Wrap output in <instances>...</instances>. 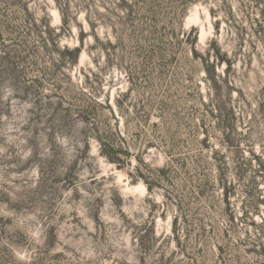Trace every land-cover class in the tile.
Returning a JSON list of instances; mask_svg holds the SVG:
<instances>
[{
	"label": "rangeland",
	"instance_id": "rangeland-1",
	"mask_svg": "<svg viewBox=\"0 0 264 264\" xmlns=\"http://www.w3.org/2000/svg\"><path fill=\"white\" fill-rule=\"evenodd\" d=\"M68 1L62 31L54 0H0V264H262L248 249V226L234 230L224 216L215 154L232 166L238 150L208 109L203 63L226 82L243 155H264L261 9L252 0H187L183 30L197 29L198 59L172 39L182 35L179 20L160 19L164 40L145 41L150 20L138 14L122 37L121 68L94 47L96 38L116 42L99 20L116 0ZM46 13L57 47L40 25ZM78 46V64L62 61L61 51ZM131 86L122 117L115 98ZM98 132L129 149L130 166L102 156ZM230 179L240 208L244 183ZM179 214L181 248L172 232Z\"/></svg>",
	"mask_w": 264,
	"mask_h": 264
},
{
	"label": "trees",
	"instance_id": "trees-1",
	"mask_svg": "<svg viewBox=\"0 0 264 264\" xmlns=\"http://www.w3.org/2000/svg\"><path fill=\"white\" fill-rule=\"evenodd\" d=\"M28 1L32 3L36 0ZM54 1L62 17V31H65L70 25V20H72L70 19L71 16L69 13V1ZM252 2L261 9L260 15L264 18V0H252ZM186 3L187 0H116L114 6H104L105 12L99 14V20L107 26H111L113 29L116 42L112 43L107 41V43L104 44L96 38L97 44L94 45V47L105 53L109 63L123 68V60L120 55L122 37L125 35L126 29L134 24L136 16L140 14L150 20V27L142 30V37L145 41H162L165 34L156 25L159 23L160 19L164 21L165 26L169 24L170 20H179L180 25L178 29L183 37L180 34L174 33L172 39L180 43L186 42V44L191 47L194 58L198 59V52L196 50L198 43L197 29H192L190 33L189 31L183 30V20L187 15L188 7ZM177 5L181 7L179 8ZM89 23L94 27V23L91 21ZM40 25L48 29L51 33L47 44L57 47L59 45V35L55 33L56 29L52 27V18L48 13L44 14L42 17ZM256 25L258 29L263 28L262 23L259 21H256ZM82 51V46H78L74 49L65 48L61 51V59L64 62L70 60L72 63L78 64ZM216 61L220 64L224 60L217 54ZM203 63L205 65L207 79L212 84L213 97L207 105L208 109L216 117L218 128L221 130L227 146L238 150L237 154L233 157L232 166L228 164L225 157L215 154L218 182L223 190L224 196V216L234 230H238L240 224L248 226L245 232V238L249 242L248 249L251 253L259 256L262 260V264H264V155L257 156L252 154L250 157H245L243 155L244 151L241 149V142L236 132L237 115L235 106L230 102L228 96L222 94V89L226 82L222 80L219 75L215 74V65L210 64L208 61H204ZM227 63L229 67H231V63ZM128 76L131 83L138 80L136 72H128ZM132 90L133 88L131 86L128 92L120 94L115 98L117 110L122 117H126L125 102L132 94ZM117 122L119 123V120H117ZM96 139L100 143L102 156H104L108 162L122 167L123 160L121 157L125 156L126 160H124V162L127 163V166H130V162H128V157L130 156L129 149H124L115 142V139L105 134H100L99 132ZM166 170L167 168L163 167L160 169V172L165 174ZM230 173L235 177L236 182L240 184L244 183V196L240 208H235L231 202V198L236 195L237 187L235 181L230 179ZM141 178L147 185L148 190L152 191L154 184L149 182L145 174H142ZM155 185L160 186L161 184ZM172 232L176 245L181 248V236L186 231H184V221H182L180 214L177 215L172 222ZM138 240H143V238H138ZM160 262V264H167L164 260Z\"/></svg>",
	"mask_w": 264,
	"mask_h": 264
}]
</instances>
